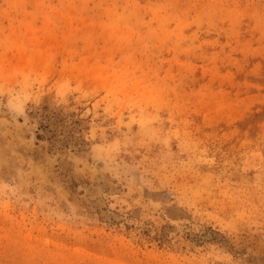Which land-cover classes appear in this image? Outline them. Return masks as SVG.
<instances>
[{"label":"rangeland","instance_id":"374dc122","mask_svg":"<svg viewBox=\"0 0 264 264\" xmlns=\"http://www.w3.org/2000/svg\"><path fill=\"white\" fill-rule=\"evenodd\" d=\"M0 264H264V0H0Z\"/></svg>","mask_w":264,"mask_h":264}]
</instances>
